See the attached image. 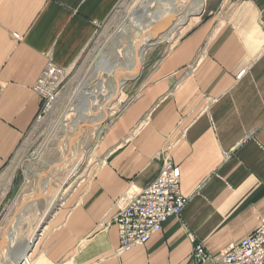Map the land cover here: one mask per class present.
Here are the masks:
<instances>
[{
	"label": "crops",
	"instance_id": "obj_1",
	"mask_svg": "<svg viewBox=\"0 0 264 264\" xmlns=\"http://www.w3.org/2000/svg\"><path fill=\"white\" fill-rule=\"evenodd\" d=\"M119 1L0 0L2 198L20 187L13 162L41 108L38 78L48 63L71 69ZM191 22L121 84L117 113L83 176L33 241L18 238L24 214L0 221L4 264H197L198 244L216 255L257 228L264 218V0H203ZM165 156L180 169L188 203L147 244L117 254L114 218L123 197L153 182ZM5 207L0 199V214Z\"/></svg>",
	"mask_w": 264,
	"mask_h": 264
},
{
	"label": "rangeland",
	"instance_id": "obj_2",
	"mask_svg": "<svg viewBox=\"0 0 264 264\" xmlns=\"http://www.w3.org/2000/svg\"><path fill=\"white\" fill-rule=\"evenodd\" d=\"M145 2L150 4L148 10L151 15H162L168 9L161 0H120L97 28L75 65L69 70L62 69L63 73L58 78L55 90L56 97L50 109L36 118L25 133L13 162L19 175L20 187L9 197L0 196L6 205L0 214L2 225L9 219L10 223L16 222L24 214L16 228V232L19 229V239L33 241L40 233L64 197L83 176L104 128L116 115L121 102L116 95L121 84L131 78L126 76L134 68L129 60L131 46H138L146 33L144 30L139 31L129 20L136 18L135 25H145L139 10ZM187 2L188 0H175L173 5L180 13ZM182 16L184 15L178 14L173 24L179 25L183 20ZM191 21H194V16L186 24L179 25L175 31L173 28L169 33L150 41L142 51L141 65L150 52L168 50L188 30ZM102 60L106 61L103 63ZM107 63L116 68L111 74L100 68L104 64L107 66ZM89 94L96 98L85 102L87 112L83 114L87 120L83 121L79 118L82 114H79V110L84 97H89ZM45 190L42 197L29 201L30 196H38ZM25 203L28 207L19 211ZM4 259L0 252V264H4Z\"/></svg>",
	"mask_w": 264,
	"mask_h": 264
},
{
	"label": "built area",
	"instance_id": "obj_3",
	"mask_svg": "<svg viewBox=\"0 0 264 264\" xmlns=\"http://www.w3.org/2000/svg\"><path fill=\"white\" fill-rule=\"evenodd\" d=\"M62 73L61 68L48 63L34 85L33 91L41 101L37 118L50 109ZM228 156L229 153H225V157ZM187 203L188 197L180 193V169L170 156H165L153 182L123 197V206L114 218L119 238L116 253L147 244L169 218L181 215ZM192 259L197 264L207 260L214 264H264V218L251 234L216 255L208 254L204 246L198 244Z\"/></svg>",
	"mask_w": 264,
	"mask_h": 264
},
{
	"label": "bare ground",
	"instance_id": "obj_4",
	"mask_svg": "<svg viewBox=\"0 0 264 264\" xmlns=\"http://www.w3.org/2000/svg\"><path fill=\"white\" fill-rule=\"evenodd\" d=\"M183 1V0H182ZM202 1L203 0H188V2L184 5V8L181 9L180 13L183 14L184 16L183 17V20L182 22L179 24L180 26L181 25H184L187 23V21L190 19L191 16H195L197 13H199L200 9H201V4H202ZM162 3H164L165 6L168 7L167 10H165L164 14L161 15L160 11L158 13L160 14H157L156 15H151L149 10H148V5H150L149 3L146 4V2L140 7V16L145 20V25L140 23L138 25H135L134 23L136 22V18H131L129 20V22L131 24H133L134 27H137V29L140 30H144L143 32L145 33V37L143 39H141V42L139 43L138 46H131V53L129 55V60L130 62L132 63L133 65V70L131 69V71L127 74L126 77H136L138 75V73L140 72V67H141V61H142V51L144 49V47H146L148 45V43L152 40H154L155 36H154V33H153V29H154V25H155V21L156 19H159V18H163L164 16H166L168 13L172 12L175 14V16H177L179 13V11L176 10V8L174 7L173 3L175 2V0H161ZM177 2V1H176ZM180 2V1H179ZM178 2V3H179ZM161 7V6H160ZM164 7V6H163ZM163 10V9H162ZM147 18H148V21H147ZM150 18V19H149ZM139 19V18H138ZM125 32V30H124ZM139 34V32H138ZM141 34V33H140ZM143 35V33H142ZM142 38V36H141ZM134 43V42H133ZM138 44V43H137ZM115 57V56H114ZM122 57V56H121ZM126 57V55H125ZM124 57V58H125ZM118 59V58H117ZM125 60V59H124ZM103 63L106 61V60H102ZM125 62V61H124ZM123 62V63H124ZM108 64V63H107ZM105 66V68H104ZM104 66L100 67L101 69H106L108 71L109 74H111L113 72V70L116 68L114 66H112L111 64H108L107 66L104 64ZM119 69V68H118ZM126 69V68H125ZM117 72V71H116ZM122 74V72H121ZM113 76V75H112ZM111 76V77H112ZM116 76V75H115ZM119 76V75H118ZM122 77V76H121ZM125 77V78H126ZM115 78V77H114ZM124 80V79H122ZM119 82V81H118ZM123 82V81H122ZM117 84V83H116ZM119 84V83H118ZM116 87V86H115ZM117 88V87H116ZM117 90V89H116ZM114 97V96H113ZM92 98V100H95V95H90L89 97H84L83 99V104L81 106V109L79 110V114L80 115V120H83V121H86V116L85 114L83 113H86L87 112V105H85V102L87 101V99H90ZM85 107V108H84ZM104 111V110H103ZM101 121V120H100ZM76 142V141H75ZM77 144V143H76ZM64 147V146H63ZM76 153V152H75ZM74 153V154H75ZM66 168V167H65ZM59 173V172H58ZM46 193V190L45 191H42L39 193V195L37 196H30L29 198V201H33L35 200V198L37 197H42V195H44ZM28 198V197H27ZM27 200V199H26ZM23 207H25L23 209ZM27 203L23 204L21 206V209L24 211L26 208H27ZM19 215V214H18ZM11 225V224H10ZM10 238V237H9ZM12 238V237H11ZM11 241V239H10ZM10 243V242H9ZM25 244V243H24ZM32 245V244H31ZM23 246V245H22ZM28 247V246H27ZM31 247V246H30ZM28 247V248H30ZM9 250V249H8ZM25 250V249H24ZM27 251V250H26ZM23 256V255H22ZM22 260V259H21Z\"/></svg>",
	"mask_w": 264,
	"mask_h": 264
},
{
	"label": "water",
	"instance_id": "obj_5",
	"mask_svg": "<svg viewBox=\"0 0 264 264\" xmlns=\"http://www.w3.org/2000/svg\"><path fill=\"white\" fill-rule=\"evenodd\" d=\"M157 16V15H156ZM175 14L170 12L163 18L156 19L153 33L155 38H159L160 36L169 33L170 30L174 28V20Z\"/></svg>",
	"mask_w": 264,
	"mask_h": 264
}]
</instances>
